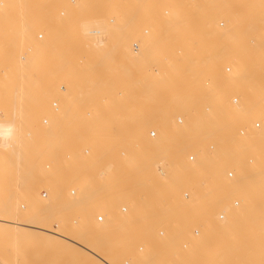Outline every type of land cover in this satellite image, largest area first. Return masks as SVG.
Listing matches in <instances>:
<instances>
[{
  "label": "rangeland",
  "instance_id": "rangeland-1",
  "mask_svg": "<svg viewBox=\"0 0 264 264\" xmlns=\"http://www.w3.org/2000/svg\"><path fill=\"white\" fill-rule=\"evenodd\" d=\"M152 1H154V4ZM172 1H175V0H170V2ZM5 2L6 4L8 3V6L6 5L8 8L7 7L5 8V5H4ZM168 2H169L168 0H157V2L155 0H144L143 6L136 8L135 13L133 16H131V18L130 17L128 18V16L127 17L125 16V13H124L125 8H121L122 10H118L116 7H114L113 3L109 2L105 6L101 19L100 18L97 19V16H99L100 11H96L95 13L96 19L94 22L93 31L91 32L93 35L92 37L89 36L91 34L90 33L86 37V40H85L84 39L85 37L82 38V35H81L82 28H81L80 18L78 15L80 14L79 9L81 7L80 0H13V2L12 0H7V1L0 0V74H2L0 75L1 76L0 79L2 81L1 82L2 85L4 84V86H6L11 81L10 79L11 76H13V78L16 79L17 77L16 74L18 73V69L16 67H18L19 64H24V63L26 64V62L29 63L30 58H32L34 55V53H32L34 52L32 51L34 50V45L35 46L38 45L37 46L38 50L42 49V48L41 49L39 48L40 46L45 47L42 49L43 51L41 50L42 52L40 51V53L38 54V58H37V62L35 63V66H34V62L32 59L31 60L33 63H31L30 61L29 64L27 63L29 66L26 64L27 70H29L28 68H30L29 71L26 70L27 74H29V77H31V79L30 78L29 79L31 80L32 83L33 82L36 83V86H35L36 90L39 89L38 91L42 93V96H41V103L39 104V107L36 110L34 109L33 111L32 110L27 111L26 115H28L30 111L32 112V115L28 116V118L26 117L25 119L26 121L22 123L23 125H21V123L18 120L16 121L17 124L19 122L20 125L23 126L24 128L28 125L30 128L29 127L25 128V132L23 128L21 133L19 132V130L22 127L20 128L18 127L19 128L18 132L11 130L12 132L14 131V134L19 133L18 134L19 135L18 138L20 137L18 139L19 144L17 143L18 140L16 141L17 135H14V134L11 135L12 133L8 132L10 129L9 128L10 126H7V124L9 122L10 123L14 122V120H12V118L9 117L10 119L8 120H11L12 122L11 121L8 122V120H6L8 118V117L6 118V115L1 116V114L4 113L3 111L4 110L6 111L8 108H9L8 111L15 110L14 108H12V106L15 107L14 104L18 102L16 100H18L19 97L16 95L17 97L15 99L13 96H8L7 100H10V101H7L6 100L7 97L2 96L3 93L0 92L1 94L0 100L2 98L6 100V101H3L2 99L1 100L2 102L0 101L1 102L0 106L1 107L3 106L2 108L0 107V125H2L0 127V135H1V138L3 137V135H5V133L6 135L9 134L8 136L10 135L13 136V138L10 136L9 142L7 141L9 137L7 136L8 137L7 138L6 135L3 137L6 140L3 138L2 140L0 139V180H2V176H6V172H9L10 177L5 178L4 184H1V185L5 189L9 188V192L11 193L10 199L13 203L18 204L19 208L23 204L25 205V207H28L27 199L23 198L25 194L21 193L22 190L18 188L19 187L18 185H16L17 182L15 184L10 185V178L15 179V178L25 177V176L27 178H30L33 176L35 178H38V180L34 178L35 181H37L36 182L37 192H34L30 195L37 194L39 195L40 199H41L40 194L45 192L47 188H50L51 184H55L56 186L54 187V189L60 188L61 192L63 189H66L67 194H68L67 196L73 197L77 194L78 189L84 186L85 182L87 181L88 178H90V176L92 177L90 178V181L104 182L103 178L99 179L98 177L99 173H102V174L104 173L100 169L101 168L99 165L100 161L98 160V158H96L97 156L95 154V151H96L95 146L97 145L96 141L98 142V140L93 132L94 128L91 127L94 124V123L91 124V121H90L92 119L91 117L93 116V118L94 117L99 118L98 120H100L101 119L100 117L105 118V115L107 116V114L110 116L111 112H114L115 109H116L115 111H117L118 108H120L121 104H122V107L125 105V103L128 104V101H130L132 98L131 102L134 103L135 109L132 107L133 104L132 106L130 105V102H129L130 107L128 106L129 108H126L127 104L124 107L126 108L125 109L126 112L128 111L127 113H130L129 115L126 114L125 116V121H127L126 124L130 120L129 117L127 116H132V115L134 117L136 116L135 117L136 119H134L133 116L131 117V120H134L132 122L137 121V117L138 118L141 117L142 120L144 121L143 117H145L146 119L147 118L146 115L150 112V110H153V108H157V104L161 101V99L166 98L164 94V95H161L162 98L159 99V97L161 96H158V94H161V93L163 94L161 89H164L163 87H165L166 85L169 86L168 80H167L168 79L167 74L173 71L172 67L178 66L177 62H172V59L175 58L173 60L175 61L184 55L191 56V54L194 52L195 53L201 52L202 55L204 52V55H206L208 51L209 53L211 51L216 52V54L211 52L212 54H215L214 55L215 57L218 55V52L220 53L222 52V54L220 53L219 54L223 58H221L218 55V64L221 66L220 68L223 73L227 71L226 72L227 75L231 74L233 72V66L235 68H238V70L239 69L245 70V68L242 67L243 65H245L247 69L248 68L250 69V72L257 73L259 71L258 72L259 75L261 72L264 74V0H201V2L196 0L195 2H190L191 4H196V5L201 3L202 8L201 7L198 8L200 11V12L198 11L199 14L188 16L187 17L188 19L187 18L186 19L188 20L189 24L192 27L204 25V27L202 26V29L207 28V30L209 31L207 34L209 36L206 34L208 37H203L205 34L202 36V33L199 32V28L201 29V27H198V32L196 33L197 35L199 34L200 36H202L204 38V41L202 38L201 40L199 39L200 41H202L200 44L198 43L199 40L197 39L196 41L197 45L193 43L194 44L193 46L196 45L195 50L191 53L188 52L187 54H185L183 51L180 53L177 52L179 50L178 47L180 46L179 45L180 43L177 42L178 39L177 40L174 39L176 40V43H173L174 41L172 42L170 39V41L172 42L171 43L170 41H167V39L165 38L166 34L164 33V30L162 32V29H163L162 25H164V23L163 24L161 23L164 20L167 21V18L169 17L168 13H170ZM11 3H13L14 5ZM150 3H152L153 6ZM100 6H101L100 0H95V9L100 8ZM150 6H152L153 8ZM19 7H22L27 11H24L22 9L23 11L21 12L20 11L21 8L17 10V8ZM70 8H73V10L75 11V13L73 14L74 24H72L69 18V13L71 10ZM8 9H10V11ZM33 9L34 10L38 9L40 12L37 15H34ZM5 10H8L9 13ZM115 11L118 14L115 13ZM162 11L167 12L166 13L167 15L165 14V12L163 13ZM17 12L18 14L19 13H22V14L18 15ZM34 16H44V17L40 21H36L35 19L34 21L32 19L34 18ZM129 23L130 24L132 23L135 25V28H134L135 30L128 27ZM19 25H23L24 28H28L27 29L28 31L24 37L27 40V42L29 40L30 41L28 44L25 41L26 42L25 44L27 45L23 47H19V45L21 44L20 34L17 33L18 31H21V27ZM202 32L204 33L203 30ZM195 36L196 35H194V37ZM198 37L196 36V38ZM205 38L207 40H206V43L204 44H207V46L203 44L204 46L202 47L204 48L202 49L200 46L202 45L203 42H205ZM162 40L164 44H166V48L168 47L169 44L176 45L174 47L169 46L170 47L169 49L170 50L172 49L171 51L174 53L173 56L175 57L171 58L172 54L171 52H169L170 50L168 48L165 49L164 51L163 50L156 51L155 48H157V46L159 47L160 45L159 42L163 44ZM82 41L85 44L82 43ZM152 43H153L152 46L154 48L152 46L151 47L155 49L156 53L152 48L149 47V45H151ZM177 44L179 46H177ZM134 45H137L138 49L134 50L133 48ZM146 46L148 48H146ZM205 46L208 47V50L206 49L207 51L205 50L206 48ZM164 47L165 46L163 45L162 48ZM199 47L201 48V51ZM145 48L146 49L150 48V50H153L155 54L151 52L152 53L150 55L151 57H148V55H146L143 51V49ZM228 49L231 53L228 51ZM201 54L198 53L199 56H202ZM244 55L246 56L245 57L246 59L250 60L249 62L244 58ZM21 56H25V58L28 61L23 62L20 59H18ZM152 56H153V59H152ZM219 57L221 59H219ZM251 57L252 58L254 57L253 61H251L252 60ZM55 58L58 59V62H60L59 64L55 62L57 61ZM50 59H53L55 61H51ZM240 59H243V60H240ZM170 60L172 63L170 62ZM49 61L52 62L51 64L55 62L56 64L59 65L58 71L55 68L56 65L54 64L53 66V69L56 70V71L54 70L56 74L51 69L52 65L48 66ZM239 61H243L242 63L244 64H242ZM228 63L234 64L230 68V71L228 70L231 65L229 66ZM30 64L33 65V67ZM62 64L64 65L62 66L63 68L61 67L62 68L61 69L60 66ZM179 65H182V64H179ZM182 66H185V65H182ZM47 68L51 69V71H48V73H47V70H48ZM52 71L54 75L49 74V73H52ZM39 72L42 74L41 77H40ZM58 72H60L61 75H59ZM5 74H7L6 78L2 79V77L4 78ZM14 74H15V77H14ZM47 74H48V77L46 78ZM263 74L261 75L262 77L264 76ZM38 77H40V79ZM90 77L92 80L90 79ZM29 79L25 80L22 78L21 80H14V84L18 90L25 89L27 85V94H29V89L32 90V88L34 87L33 86L34 83L33 84L30 83L31 85L29 84V87H28L27 82L29 81ZM35 80L37 81L35 82ZM86 80H89V82L87 83ZM90 80L93 81L92 82L93 84H95L94 82L99 80L102 86H106L105 84L114 83L112 85L113 89L111 90L112 92L114 91L115 92L112 93L108 91L109 90L108 88L107 90L104 87H100L101 89L100 92H98V88H97V92H96L95 91L96 89H94L92 85L91 86L89 85V83L91 84ZM85 81L88 84V85L85 84V87H89V86L92 87L91 90L88 89V91H91V92H88L87 89H85V87L83 88V85H84L83 82ZM14 84L12 83L10 87L14 86ZM117 84L120 86L117 87ZM38 85H40L41 88L38 87ZM114 85H116V87L118 88L117 90L114 89L115 88ZM195 87H200L202 89L203 82H198L195 85ZM82 88H83V91L84 90L86 91L83 92ZM34 89L35 88H33V90ZM103 89L104 91H102ZM147 89H151V91ZM93 91H95V94H93V98H92V95L89 96V94L94 93ZM127 91H131V92L128 93ZM155 91L158 92V94L157 93L156 94L159 99L158 102L155 103L156 106H154V102L157 101V98L153 97V99H156L155 101L152 99V94L154 95L155 93L153 92ZM81 92L87 93V94H84V96L86 97L83 96L84 98H87L86 101L82 100L83 97H82ZM109 92L111 95L113 94V97L109 95ZM120 92L122 94H120ZM231 92L229 90L228 92H226L227 94L224 96L225 100L229 103L232 101L233 97L237 98L235 95H233V92L232 93ZM45 93L46 95L44 96ZM71 93L73 96H71ZM126 93L130 94V96ZM87 95L88 97H91V98L89 99ZM123 95L126 98L123 97ZM126 95H128L129 98ZM127 98H128V101H127ZM102 99H104L105 101L103 102ZM110 100L113 102L112 105L111 103H109ZM87 101H90V102L88 103ZM116 101L118 103L121 101V103L117 105L118 103H114ZM5 102L7 105L8 103L10 105L8 106L6 105L5 107V104H3ZM10 102H12V106ZM106 102L109 103V105L111 106H109L108 104H106L107 106H104L105 105L104 103ZM53 104L56 105V109L53 107ZM81 104L83 105L85 104V106ZM159 104H158V107H160ZM231 104L233 103L231 102ZM79 105L83 107V108H80V110L77 109L78 108L77 106ZM67 106L70 109V111L66 110ZM117 106L119 107L115 108ZM202 106L203 105H197L195 109L201 112ZM103 107L109 108L107 109V111L109 110L110 112L104 111L106 109H104ZM112 107L115 109H113ZM96 108L98 112H96ZM128 109L130 110L132 109L133 113L129 111ZM99 110L104 111L103 114L104 113L105 114L103 115L101 112H99ZM120 110L121 109H119L117 113L120 112ZM145 111H148V113L146 114ZM123 112L125 111H122L120 113H123ZM180 112H181L180 108L173 107L171 111L169 112V117L171 114V119L175 121L174 120L175 118L180 117L179 115ZM120 113H118L119 116H120ZM125 113L121 114L123 115L122 116L123 119H124ZM144 113L146 115H144ZM112 114L113 116L118 115L116 114V112ZM109 116L106 118H109ZM119 116H116V117L118 119L121 118L120 120L122 121L123 120L122 117H119ZM126 117L129 120H127ZM104 118H102L101 120H105ZM141 118L140 120L138 119L140 123H141ZM250 118H249V122L251 126L252 125L251 123L255 122L257 119L254 116V114H251ZM96 122H97V119H96ZM25 123H28V125ZM5 124L8 128L5 127ZM140 125L139 127H141V129L143 130V126H140ZM148 125L146 124L144 126V131H145L144 137L148 136L144 140L145 141L147 140L146 142L151 141L152 139L151 137H149V133H150L149 131L156 129L155 130L156 137L158 136V139L155 137L153 138L152 141H154V143H160V141L162 140L163 134L161 135V131L159 130L158 126H155L157 124L151 123ZM238 130L239 129L237 127H234L233 129H231V133L237 137ZM251 130H252L251 135L258 133V130H253L252 126H251ZM39 132L42 133V136L44 134V136L42 137L43 139L45 135L49 132V135L47 134L46 136V141L48 142H46L45 139L44 140L41 139L40 143L36 142V139L38 141L41 138L40 136L41 134ZM50 132L52 133V135ZM25 133L28 134L29 136L28 135L26 136ZM32 134L38 135V136H34ZM50 135L53 138L50 137ZM230 137L233 138L231 135ZM11 139L12 140L14 139V140L11 141ZM228 139H229V135L226 139L227 141L225 140V142H223L224 144L222 143L221 145L220 144L217 145L214 151L220 152L221 149H224V150L226 149V151H229L230 148L234 145L233 142L235 143L239 140H242L240 138L238 140H236V138L235 139L233 138V141L230 140L233 144L231 145V142ZM21 140H23L24 142L22 143ZM25 140H28L29 142ZM1 141H3V143L6 141L8 143L10 142L11 143L10 145L4 143L3 146L5 147H3L1 145L3 144L1 143ZM14 141H16L17 144L14 143ZM32 141H34L35 144H32L33 143ZM41 141H45L46 143L45 142L42 143ZM152 141L150 143H152ZM228 141H229V144H228ZM206 142L209 144V140H207ZM21 143L25 145V147H23ZM205 143L201 146V148L204 149V151L209 156H211L213 153V150H209V148L205 145ZM11 144H13L14 146H12ZM28 144H30L31 146H29ZM1 146L3 148H1ZM18 146L20 150L17 148ZM27 146H29L28 150L26 148ZM14 148L18 149L16 151L17 154L15 153ZM24 148L26 149V151ZM36 148L38 149L37 152L39 151L41 152L43 151V152L41 154H39L40 152L39 153L36 152L37 155L34 157L38 156L37 157L38 159L35 158L36 159L35 160L34 157L31 156V154L34 155L35 153L34 151H36ZM39 148L40 149L42 148V150H39ZM201 148L196 147V152L197 153L202 152ZM21 149L23 153L26 152L27 154H29L28 157L23 158V156H26L27 154L25 153V155H23V153H21V155H23L22 158L24 159L22 160L21 158V161L23 162H20V160L18 159V151L19 153L22 152ZM32 149H34V151H31ZM65 149H67V151ZM13 152L15 153V156H17L16 159H14L15 156H12ZM257 153H260L262 155L263 162H258L255 158H254V161L251 163L246 161L245 158H241V160H239L240 168L243 167L246 170V179L248 180L247 184H251L250 186H247L246 188L241 190L239 189L238 184H237L236 187L230 188L227 195L217 196L219 195V192H218L217 195H215V197L212 196V198L205 199V197H202L203 200L199 198L200 200L203 201V203L200 204L201 207L197 206L199 209V212L196 214L195 217H193V215L187 214L184 217L175 221V224L167 220V217L165 218L159 217L149 222V226L151 230L150 229L141 230L139 228L140 227L139 225H135V226H132L134 227L133 230H129V231H132L133 236H130V233L128 232V230L126 231L125 229L124 232L126 235L125 234H123L122 236L120 235L121 237L116 235V237L118 236L117 238L120 240H123L122 238H124L125 240L132 239L133 240V249H132L133 252L135 254H140V253L150 254L152 257V260L155 261L153 262L154 264H248L246 262L248 258L244 257L246 253L244 252L245 246L243 245L244 237H242V235L240 234V231H241L240 229L241 226H239L241 224L240 221L237 223L236 226H233V227L230 226L229 230H225L226 228L224 229H218V228L213 229L212 228L209 230H205L203 232V235L200 237L205 241L203 243H200V242L197 243L198 247L195 246V243H194L196 238L187 235V229L197 224H200V225L207 224V226H211L210 221H214L215 213L218 210H220L219 207H221L222 205H223L222 206L223 211L226 213L227 216H229V211L240 212V210L234 211L233 209H231L229 205L230 199H232L234 195L238 196L237 194H234L238 191L240 194L239 196L241 198L248 197L247 200L245 201L247 202V204H245L244 201H242L241 210H249V209L252 210L251 214L254 213L253 215L255 216L253 220L256 219V221H259L260 218L262 217L264 219V150H261L259 152L257 151ZM190 154H192L191 151L190 152L187 151L185 156L190 155ZM247 158L249 157L247 156ZM236 160L230 158L229 160L219 162V164L217 165V167L219 166V170L222 172V177L224 176V179H226V173L228 171H231L229 166L235 165ZM228 161H229V164H228ZM187 164L190 165V163L188 162ZM159 168H161L162 172L165 171L164 167L160 166L159 164L155 165L153 169V175H154L155 181L158 178L157 179L158 182H159V177H160V174H158ZM30 172L31 174H29ZM249 174L251 177L248 176ZM6 181H8V183ZM38 181H41V182L38 183ZM12 187L14 189H12ZM184 187H182L178 191V194H177L178 200L183 204L184 202L180 199V194L183 190H185L183 189ZM71 190H75V195L73 196L70 195ZM122 193H119V195L117 196V198L120 197V199H118L117 202H119L120 200L121 201L120 203H122L123 201ZM46 194H48V192ZM3 196H4V193H3ZM47 198H49V194L47 195ZM62 198L64 197L62 196ZM199 199L194 200L193 205L194 204L199 205L198 204V202L200 201ZM125 200H127V198ZM122 207L123 205L120 207V204H117V208L115 207V210L112 212V216L114 217V219L115 218L119 219L120 217H122L123 213L122 214L119 213ZM20 209L21 211H24L23 208H20ZM253 210L258 211L260 217L257 216L258 213L256 214V212ZM58 211H61V210H58ZM134 213H137V212L132 211L129 214V216L130 215L134 216ZM56 214L57 212L55 210V215ZM57 215L64 216V213L63 212L58 213ZM95 215L97 216L100 214L96 213ZM246 215L247 214H245L244 216ZM133 216H130L129 218H125L126 223L123 221L124 225L127 224V222H129L128 226L130 227L131 226L130 224L135 221L133 219ZM247 216H250V215H247ZM245 218L248 221L250 220L247 217ZM191 220L192 222H190ZM164 221L165 223H163ZM234 221H238V220L229 219L227 223L231 224ZM51 222H52L51 228L56 229V226L54 224L55 223L54 219ZM95 222H97L96 219H95ZM166 222H167V225L170 226L171 229L169 228L167 238L164 239L163 237L158 236V229L160 228L159 227L160 223H163L166 225ZM168 223L173 224V225H169ZM250 223L251 222H249L248 224L250 225ZM213 225L215 226L214 223ZM128 226L126 225V227ZM177 228L179 229L178 233L180 236H182V239L180 240L181 244L178 242V244L175 245L173 243L174 241L172 242L173 240L172 235L175 234V232L177 231L176 230ZM241 242H243V244ZM187 243H191V245H188V247L182 251L181 248H183V246L186 245ZM75 249L76 248H73L70 250L77 253V256H80V253H78L79 250L78 249L75 250ZM130 252L131 251L127 250V254ZM70 254H72V252H70ZM204 257L208 259H205ZM257 259L259 260H256L254 262L255 264L263 263V261L259 262L260 258H257ZM129 262L132 263L131 257L128 255L123 256L122 263L129 264ZM0 264H80V263L76 257L66 254L62 252L61 250L55 251V250L49 249L42 243L26 242L24 240L18 241L13 238L0 237Z\"/></svg>",
  "mask_w": 264,
  "mask_h": 264
},
{
  "label": "bare ground",
  "instance_id": "bare-ground-1",
  "mask_svg": "<svg viewBox=\"0 0 264 264\" xmlns=\"http://www.w3.org/2000/svg\"><path fill=\"white\" fill-rule=\"evenodd\" d=\"M143 1L144 0H100V5H101L100 8L95 9V0H80L81 7L79 9L80 14H78V15H79L80 22H81L82 38L85 37L84 39L86 40V37L93 31L94 22L96 19V15H95L96 11H100L99 12L100 14H99V16H97V19H99V18L101 19L103 12H104V9H105V6L109 2L113 3L114 7H116L118 10H122L121 8H125V10L123 9L125 11L124 12L125 16L126 17L128 16V18L129 17L131 18V16H133L135 13L136 8L143 6ZM155 1L157 2V0H155ZM168 1H169L168 7L170 10V13H168L169 17L167 18V21L164 20L166 23L164 21L161 23V24L164 23V25H162L163 29L161 28L162 32L164 30V33L166 34L165 38L167 39V41H170V39H171L172 42L174 41L173 43H176V40L178 39L177 42L180 43L179 44L180 46L177 44V46H179L178 47L179 50L177 51L178 53H180L182 51L185 54H187L188 52L191 53L195 50V46L197 45V42H196L197 39L201 40V38H202L204 41L203 37L209 36L207 34L209 32L207 30V28L202 29V26L204 27V25L192 27L187 20L188 16L199 14L198 8L201 7V3L198 2L199 3L198 5L190 3V2H195L196 0H175L172 2H170V0H168ZM198 1L201 2V0H198ZM12 2H13V0H12ZM152 2L154 4V1H152ZM11 4H13V3H11ZM150 4L152 5V3H150ZM4 5L6 8L8 6V3L6 4V2H5ZM152 6H150V7H152ZM202 6H204V5H202ZM18 9H20L21 12L23 10L27 11L22 7L17 8V10ZM70 9L71 10L69 13V18H70V21L72 22V24H74L73 14L75 13V11L73 10V8H70ZM8 10L10 11V9H8ZM8 10H5V11H7L9 13ZM33 11H34V13H33L34 15H37L40 12L38 9H35V10L33 9ZM115 13H117V12L115 11ZM166 13L167 12H165V14ZM17 14H18V12H17ZM17 14H15V15H17ZM19 14H22V13H19ZM47 15H48V13H47ZM43 17L44 16H34V18H32V19L33 20L35 19L36 21H40L43 19ZM175 17H177V18H175ZM171 18H173V19H171ZM169 19H171V20H169ZM19 26L21 27V31L17 32L18 34H20V43L21 44L19 45V47H23V46L27 45L30 41L29 40L27 42V40L24 37L28 31L27 30L28 28H24L23 25H19ZM183 26H185V27H183ZM128 27L131 29H134L135 25L132 23L131 24L129 23ZM198 27H201V29L199 28V32L202 33V36L205 34L203 37L200 36L199 34L197 35L196 32H198ZM205 29L207 30V32ZM202 30L204 31V33L202 32ZM228 32H230V31H228ZM164 33H163V35H164ZM92 35L93 34L91 33L89 36L92 37ZM194 35H196L197 37L198 36H200V37L196 38V36L194 37ZM174 39H176V40H174ZM193 39L194 40L196 39V40L194 41ZM200 40L198 43L201 44L202 41H200ZM206 40L207 39L205 38V42H203L202 45L200 46L202 49L204 48L202 46H204V45L207 46V44H204V43H206ZM25 41L27 42V44H25L26 43ZM82 43H84V42L82 41ZM162 43L163 44H161V42H159L160 45H159V47L157 46V48H155L156 51H161V50L164 51L167 48L169 49L170 48L169 46H171V47L176 46L174 44L173 45L169 44L168 47L166 48V44H164L163 40H162ZM193 43L196 45L193 46L194 45ZM71 45H72V43H71ZM152 45H153V43L151 45H149V47L152 48L153 47ZM163 45L165 46L164 48H162ZM37 46L34 45V50H32V51H34V52H32V53H34V55H33V57L31 56L32 58H30V60H29V63H30V61H31V63L34 62V66H35V63L37 62L38 54L40 53V51L43 48H45V47L40 46L39 48L40 49L42 48V49L38 50ZM134 46L136 47L137 45H134ZM147 46H148V44H147ZM147 46H146V48H148ZM200 47H199V49L201 51ZM221 47H223V46H221ZM35 48H37V49H35ZM146 48L143 49L144 53L146 55H148V57H151L150 56L152 54L151 52H153V50L155 51V49H153L154 47L152 48L153 50H150V48L149 49H146ZM182 48H184V49H182ZM137 49H138V46H137ZM206 49L208 50V47H206L205 50ZM171 50L169 52H171V54H172L171 58H172L175 56H173L174 53ZM209 50H211V49H209ZM156 51H155V53H156ZM228 51H229V49H228ZM242 51H244V50H242ZM211 52L216 54V52H214V51H211ZM211 52L209 53V51H208V53L210 55L207 53L211 57H209L206 54V52H205L206 55H204V52H203V55L201 54V52H197V53L194 52V53H192L193 55L191 54V56L184 55L175 61H173L175 58L172 59V62H177L178 66L172 67L173 71L167 74L168 75L167 80H168L169 86L166 85L165 87H163L164 89H161L163 94L162 93L158 94V92H156L157 90L155 92H153L155 94L157 93L158 96L165 94L166 98L164 97L165 99H161L162 96L159 97V99H161V101H160L161 103L164 100L163 103L161 104L159 102L161 104L160 105L158 103L160 107H158V104H157V108H153L154 106H156L155 103H157L159 99H158L157 94L156 95L152 94V99H153V97L157 98V101H155L156 99H153L155 101L154 106L152 107L153 110H150L149 113H148V111H145L146 114L148 113L147 115L144 113V115H146L147 118L145 119V117H143L144 116L143 115L142 116L144 118V121H143L142 118L140 117L141 123L138 121V119L140 120V118H138V117H137V121H135L137 123L132 122V121H134V120H131V117L133 115L127 116V117H129L130 120L126 117L127 120H129L127 124H126L127 121H125L126 114L127 115L130 114V113H127L128 111L126 112L125 109L129 108L130 105L132 106V104H133L132 107L133 108L135 107L134 103L131 102L132 98L130 101H128V98L130 96V94H128V93H130L131 91H127L128 93H126L129 95V96L126 95L128 97L127 98L128 104L125 103V105L127 104L126 105L127 107L124 108L125 105L122 107V104H121L120 108H118L119 106L115 107V108H118V110L119 109L122 110L124 108L122 110V111L126 112V113L123 112V113H125L124 119L122 117L123 115H121L123 113H120L122 111L120 110V112H118V113H120V116H119V114L117 113L118 110L115 111L116 109L112 107L113 109H115L114 112H116V114H118L116 116L122 117V119H123L122 121L120 120L121 118L118 119L116 116H113L112 113H114V112H111L110 116L108 114H107V116L105 115V118L100 117L101 119L102 118L105 119V120L100 119L101 121L98 120L99 118L94 117L95 118L94 119L93 116L91 117L93 119V120L92 119L90 120L91 124L94 123L91 127L94 128L93 132H94V134L98 140V142L96 141L97 145L95 146L96 151L95 150L94 151H95V154L97 156L96 158H98V160L100 161L99 162V165L101 167L100 169L104 173V174L99 173L98 177H99V179L103 178L104 182H102V181L101 182L100 181L99 182L90 181V178H92L90 176V178H88L87 181L85 182L84 186L78 189L76 195H75V190L70 191V195H72V196L75 195L73 197L67 196L68 194H67L66 189H63L61 192L60 188L54 189V187L56 185L51 184L50 188H47V190H46L49 194V198H47L48 194H46L47 193L46 191L40 194L41 199L45 200L47 198L45 201H43L39 198V195H37V194L30 195L34 192H37V183H36L37 181H35V179L38 180V178H35L34 176L30 177V178H27L26 176L15 178V179L10 178V185L15 184L17 182L16 185H18L19 186L18 188H20L22 190L21 193L25 194L23 196V198L27 199V203H28L27 206L28 207H25V205L23 204L20 208H23L24 211H21L18 204H15L11 201V199H10L11 193L9 192V188L5 189L1 185V184H4L5 178L10 177L9 172H6V176H2V180H0V237L13 238V239L18 240V241L24 240L26 242L42 243L46 247H48L49 249H52L55 251L61 250L62 252L66 253V254H69V255L76 257L80 264H82V263L83 264H124V263H122V258H123V256H126V255L130 256L132 259V263L129 262V264H154L153 262H155V261L152 260V257L150 254H148V253H146V254L145 253L135 254L133 252V250H132L133 249V240L132 239L125 240L124 238H122L123 240H120L117 237L125 234V232H124L125 229H126V231L128 230V232L130 233V236H133L132 231H129V230H133L134 227H132V226H135V225H139L140 227L139 226L138 227L141 230H148V229H150L149 222L151 220L157 219L159 217H162V218L167 217V220H169L171 223H174V224H175V221L184 217L187 214L193 215V217H195L196 214L199 212V209L197 206L201 207L200 204L203 203L202 197H205V199L212 198V196L215 197V195H217L218 192H219V195H217V196L227 195L230 188L236 187L237 184H238L239 189H241V190H243L247 186H250L251 184H247L248 180L246 179V170L243 167L240 168V166H239L240 161L239 160H241V158H245L246 161L251 163L254 161V158H255L258 162H263L262 155L260 153H257V151L259 152L261 150H264V76L263 77L261 76L263 74L262 72H261L262 74L260 73V75H259V73H258L259 71L257 72L258 74L256 72H250V69L248 68L249 69L248 70L245 65L242 66L243 68H245V70H243V69L238 70V68H235L233 66L234 64H229L230 62L228 64H229V66L230 65L231 66L229 67L228 71H230V68L233 66V72L231 74L227 75V73H226L227 71H225L223 73L221 71V68H220L221 66L218 64V55L221 58H223L220 55V54H222V52L221 53L218 52V55L215 57H214L215 54H212ZM198 53H200L202 56H199ZM225 54H226V52H225ZM179 55H178V57H179ZM206 56H208V57H206ZM247 56H248V54H247ZM220 57H219V59H221ZM245 57L246 56L244 55V58ZM253 58L251 61H253ZM18 59H20L23 62L28 61L25 58V56H21ZM31 59L33 60V62ZM152 59H153V56H152ZM50 60L55 61L53 59H50ZM56 60L57 61H55V62H57L59 64L60 62H58V59H56ZM240 60H243V59H240ZM246 60L248 62L250 61L248 59H246ZM51 61H49L48 66L52 65V68L51 67L50 68L54 71L55 69H53V66L55 64L56 65L55 68L58 71L59 65L56 64L55 62H53V64H51L52 63ZM170 62H171V60H170ZM239 62L242 63L243 61H239ZM27 63L28 62H26V64ZM26 64L25 63L19 64L18 67H16L18 69V73L16 74V76H17L16 79H14L13 76H11V78H10L11 83L9 82L6 86H4V84L2 85V83H1L2 81L0 79V92L3 93L2 96L7 97L6 100L8 99V96H13L15 99L17 96L19 97L18 100H16L18 102H16L14 100L16 102L14 104L15 107L17 106L16 108L13 107L12 102H10L12 108L15 109L14 111L13 110H11L12 112L8 111L9 108L8 109L6 108L7 110L6 111L4 110L3 111L4 113L2 112L3 114H1V116L6 115V118L8 117L7 119L5 118L6 120H8L10 118H12V120H14V122H12L11 120H8V122L9 121L12 122V123L9 122L10 124L7 122L8 123L7 126H10L9 127L10 129L8 132L12 133L11 135L14 134V131L18 132L20 127H22L19 130V132L21 133L22 129L24 128L23 126H21V125H23L22 123L24 121H26L25 120L26 117L28 118V116L32 115L31 111H30L31 113L29 112L28 115H26L27 111L28 110L33 111L34 109L36 110L39 107V104L41 103L42 93L40 91H38L39 89L36 90V87H35L36 83L33 82L34 83L33 84L31 82V80H30L31 77H29V74H27V71H29L30 68H28L29 70H27ZM179 64H182L185 66H182ZM242 64H244V63H242ZM63 65L64 64H62L60 66V68ZM31 66L33 67V65H31ZM47 69H48L47 73H48V71H51V69H49V68H47ZM53 71H52V73H49V74L52 75ZM252 71H254V70H252ZM39 74L41 77L42 74L40 72H39ZM55 74H56V72H55ZM58 74L61 75L60 72H58ZM224 74H226V75H224ZM0 75H2V74H0ZM6 75L7 74H5L4 78L2 77V79H5ZM12 75H13V73H12ZM14 77H15V74H14ZM40 77H38V78L40 79ZM47 77H48V74H47L46 78ZM22 78L25 80L30 78L29 81L27 82L28 87H29V84L32 83L34 86L33 88H35L34 90H33V88H32V90L29 89V94H27V85H26L25 89L18 90L14 84V80H21ZM38 78H37V80H38ZM90 79H91V77H90ZM37 80H35V82ZM86 81H87V83L89 82V80H86ZM86 81L83 82V84H84L83 88L85 87V84L88 85L86 83ZM92 82L93 81H91V84L89 83V85L90 86L92 85V87L94 89H96L95 90L96 92H97V88H98V92H100V90H101L100 87H104L106 89L108 88L109 90L108 89L107 90L112 92L111 89H113L112 85L114 83H109V84H105L106 86H102L99 80L96 81L97 84H96V82H94L95 84H93ZM198 82H203V88L202 89L200 87H195V85ZM12 83L14 84V86L10 87V85ZM40 85H38V87H40ZM90 86L85 87V89H87V91H88V89L91 90L92 87H90ZM114 86H115L114 89L117 90L118 89L117 87H119L120 85L117 84V87H116V85H114ZM83 88H82V91H83ZM42 89H44V88H42ZM147 90L151 91V89H147ZM229 90H230V92L232 91L233 95H235L237 97V103L235 105L231 104V102L233 103V99L235 97H233V99L230 103L227 102L224 98V96L227 94L226 92H228ZM85 91L86 90H84L83 92H85ZM95 91H93L94 93H92V94L88 93L89 96L92 95V98H93V94H95ZM102 91H104V89ZM132 91H133V89H132ZM88 92H91V91H88ZM110 92H109V95L111 97H113V94L111 95ZM114 92H112V93H114ZM116 92H118V91H116ZM81 94L83 97L84 94H87V93L81 92ZM120 94H122V93L120 92ZM124 94H125V92H124ZM132 94H133V92H132ZM45 95H46V93L44 94V96ZM71 96H73L72 93H71ZM155 96H157V97H155ZM0 97H1V94H0ZM84 97H86V96H84ZM84 97L82 100L86 101L87 98H84ZM87 97H88V95H87ZM123 97H125V96L123 95ZM88 98L90 99L91 97H88ZM9 99H10V97H9ZM238 99H239V101H238ZM6 100L3 99V101H6ZM102 100H103V102L105 101L104 99H102ZM125 100H124V102H125ZM7 101H10V100H7ZM87 102L89 103L90 101H87ZM107 102L104 103L105 104L104 106H107L106 104L109 105V103H111V105L113 104V102L111 100L109 103H107ZM129 102H130V105H129ZM114 103H118V102L116 101ZM120 103H121V101L117 105H119ZM3 104H5V107H6V105H7L6 102ZM74 104H76V103H74ZM85 104L84 105L81 104V105L85 106ZM8 105H10V104L8 103ZM81 105H79L80 107L77 106L78 110H80V108H83V107H81ZM111 105H109V106H111ZM197 105H203L201 112L197 111L195 109V107ZM74 106H76V105H74ZM173 107H175V108L178 107V108H180V111H181L179 114L180 117H177L175 119L173 118L175 121H173L171 119V114L169 117V112L171 111V109ZM65 108H63V109H65ZM67 108H68V106H67ZM67 108H66V110L70 111V109L69 108L67 109ZM103 108L106 109L104 111H107V109H109V108H105V107H103ZM102 110L101 111L99 110V112H101L103 114L104 111H102ZM128 110L131 112L133 111L132 109L131 110L128 109ZM47 111H48V109H47ZM71 111H72V109H71ZM136 111H137V109H136ZM8 112L9 113L11 112V113L9 114ZM96 112H98L97 108H96ZM107 112H110V111L108 110ZM87 114H88V112H87ZM111 114H112V116H111ZM251 114H254L256 119L261 122V128L258 130V133L254 134V135H251V132H252L251 126H252V129L255 130L253 128V123H251L252 125L250 126V122H249V118H250ZM108 116H109V118H106ZM135 117H134V119H136ZM96 119H97V122H96ZM17 120L21 123V125L19 122H18L19 125L16 123ZM87 120H89V119H87ZM90 121H89V123H90ZM98 121H99V123H98ZM4 122H6V121H4ZM151 123H156L157 125H155V126H158L159 130L161 131V135L163 134V137L161 136L162 140L160 141V143H154V141H152L153 138L156 137V131H155L156 129L149 131L150 132L149 137H151V135H150L151 133L154 134V137H151L152 143H150L151 141L146 142L147 140L146 141L144 140L145 138L148 137V136L144 137V135H145L144 126L146 124L148 125ZM25 124L28 125V123H25ZM86 125H88V124H86ZM139 125L143 126V130L141 129V127H139ZM1 126L2 125H0V127ZM7 126L5 124L6 128H8ZM28 127H29V125L26 126L25 128H28ZM234 127H237L239 129L237 132V137L231 133V129H233ZM25 128H24V132H25ZM11 130H14V131L12 132ZM160 131H159V133H160ZM240 131L245 132L244 138L239 137ZM2 132H4V131H2ZM52 133H53V131H52ZM52 133H51V135H52ZM18 134L17 133L14 134V135H17L16 141L20 138V137L18 138V136H19ZM40 134H41L40 135L41 138L38 141L36 139V142L40 143L41 139L42 140L45 139V141H46V136H47V134L49 135V132L47 134L45 133L46 135H45L44 139L42 138L44 136V134H43V136H42V133H40ZM5 135H6V133H5ZM5 135H3V137ZM8 135H6V137ZM25 135L27 136L28 134L25 133ZM32 135H34V134H32ZM51 135H50V137H52ZM228 135H229V139H228L229 141L230 140L233 141V138L234 139L236 138V140H238L240 138L242 140H239L235 143L233 142L234 145L230 141L231 145H233V146L232 147L230 146L231 148L229 151H226V149L225 150L219 149L220 152H215L214 150L217 147V145H219V144L221 145L223 142H225ZM230 135L233 138H231ZM10 136H8L9 137V139H7L8 142L10 141ZM34 136H38V135H34ZM11 137L13 138V136H11ZM55 137H56V135H55ZM2 138L0 135L1 140H2ZM96 138H95V140H96ZM156 138L158 139V136ZM3 139H5V138H3ZM157 139H156V141H157ZM5 140H3V141H5ZM13 140L11 139V141H13ZM28 140H29V138H28ZM28 140H25V141H28ZM207 140H209V144L206 142ZM3 141H1V143H3ZM16 141H14V143H16ZM45 141H41V142L43 143ZM57 141H58V139H57ZM215 141H217V142H215ZM229 141H228V144H229ZM6 142H4V143L9 144V145L11 143V142L6 143ZM18 142H19V140L17 141V143ZM21 142L23 143L24 141L21 140ZM32 142H31L32 144H35L34 141H32ZM46 142H48V141H46ZM53 142H54V140H53ZM4 143L1 145L3 146ZM22 143H21V145H23ZM39 143H37V144H39ZM42 143H41V145H42ZM204 143L209 148V150H213L214 154L212 153V155H214V156H212V155L209 156L204 151V149L201 148V146ZM13 144H11V145L14 146L15 144L14 145ZM28 145L31 146L30 144H28ZM44 145H46V144H44ZM2 146H1V148L5 147V146H3V147ZM29 146L26 147L27 150H28ZM23 147H25V145H23ZM196 147H200L202 149V152L197 153ZM11 148H13V147H11ZM17 148L19 149V146ZM17 148L16 149L14 148L16 154H17L16 151L18 150ZM42 148H43V146H42ZM42 148L41 149L39 148V150H42ZM65 148H67V147H65ZM34 149H32L31 151H34ZM45 149H43V150H45ZM65 150L67 151V149H65ZM21 151H22V149H21ZM25 151H26V149H25ZM31 151H29V152H31ZM37 151H38V149L36 148V151H34L35 153L33 152L34 155L31 154V156L34 157L37 155V153L40 152L39 154H41L43 152V151L42 152L41 151L37 152ZM187 151H189V152L191 151L192 154L185 156ZM223 151H225V152H223ZM15 153L13 152L12 156H15ZM21 153H23V151L20 153L18 151V159L20 160V162H23V161H21V158L23 155H25L26 152L23 153V155H21ZM191 155L194 156L193 161H190L188 159L189 156H191ZM28 156H29V154H27L26 156H23V158L28 157ZM247 156L249 158H247ZM16 157L17 156H15L14 159H16ZM37 157H34V159ZM186 157H187V159H186ZM23 158H22V160H24ZM230 158L235 159V160L237 159L235 165L229 166L233 176H235L233 180L224 179V176L222 177V172L219 170V166L217 167L219 162L229 160ZM10 162H12V161H10ZM13 162H14V160H13ZM187 162L190 163V165L187 164ZM230 163H231V161H230ZM157 164H159L160 166L165 168L164 169L165 171L159 177V182L157 181L158 178L155 181L154 175H153V169H154L155 165H157ZM228 164H229V161H228ZM223 172H225V171H223ZM29 174H31V172ZM103 175L105 178L103 177ZM248 176L251 177L250 174ZM6 182L8 183V181H6ZM40 182L41 181H38V183H40ZM182 187H184L183 189H185L183 191H186L191 195L190 199L186 201L183 198H181V194L183 191L181 192L180 199L184 202L185 205L178 200V196H177L178 191ZM12 189H14V188L12 187ZM3 193H4V196H3ZM119 193H122V196H123L122 203H120L121 202L120 200H119V202H117V200L120 199V197L117 198ZM43 194L45 195V197H43ZM234 194H237L238 196H235ZM234 194H233L234 197L239 198L241 200V202L244 201V203L247 204V202H245V201L247 200L248 197L241 198L239 196L240 195L239 191L234 193ZM233 195H231V196H233ZM62 196L65 199L62 198ZM126 198H127V200L129 199L128 202H127V200H125ZM199 198L202 200H200ZM197 199L200 200L198 202L199 205H196V204L193 205L194 200H197ZM173 200H175V201H173ZM117 204H120V207L122 205H123V207H126L127 212H126V214L125 213L122 214L121 209H120L119 213L122 214V217H120L119 219H116V218L114 219V217L112 216V212L115 210V207L117 208ZM222 206L219 207V209L222 212H224ZM241 207H242V203H241ZM231 209H233V208L231 207ZM55 210H56L57 214L63 212L64 216L57 215V214H56L57 215L56 216ZM58 210H61V211H58ZM233 210L237 211V209H233ZM132 211L137 212V213H134V216L130 215V216H133V219L135 221L132 222L130 224L131 226L129 227L128 226L129 222H127V224H125V225H124V222L126 220L125 218L130 217L129 214ZM251 211L252 210H250V209L249 210H240V212L229 211V216H227L226 213L224 212V214L226 215L225 223L218 225V224H215L214 221H210V225L212 227L207 226V224H204V226L207 227V228L205 227V230L206 229L209 230L212 228L213 229H216V228L224 229V228H226L225 230H229L230 226H232V227L236 226L237 223L240 221V223H241L239 225V226H241L240 234L242 235V237H244V241H243L244 244H243V242H241V243L245 246L244 252L248 256V257L246 255L244 256L245 258H248V260L246 262L248 264H255L254 262L256 260H259L257 258H260L259 262L263 261V263H261V264H264V219L262 217V218H260L259 221H256V219L253 220V218L255 216L253 215L254 214L253 212H252L253 214H251ZM253 211H255V210H253ZM255 212H256V214L258 213L257 216L260 217L259 212L258 211H255ZM96 213L100 214V215L96 216L95 215ZM138 214H140V215H138ZM245 214L250 215V216H247V215L244 216ZM136 215H138V216H136ZM98 217H101L100 222L98 221ZM245 217H247L250 220L248 221ZM52 218L55 221L54 224L56 226V229L51 228L52 227L51 221L53 220ZM95 219L97 222H95ZM229 219L230 220H238V221H234L233 223L228 224L227 221ZM190 222H192V220ZM249 222H251L250 225L248 224ZM115 223H117V224H115ZM163 223H165V221ZM163 223H160V225H159L160 228L158 229V236L166 239L170 226L167 225V222H166V225ZM213 223L215 224V226L213 225ZM168 224L173 225L170 223H168ZM126 225L128 227H126ZM138 227H136V228H138ZM176 230H175L176 231L175 234L172 235V239H173L172 242L174 241L173 243L175 245L178 244V242L180 243V240L182 239V236H180L178 233L179 229L177 228ZM160 232H163V235H160V234H162ZM217 233H218V231H217ZM116 235H118V236L116 237ZM187 235L190 236L188 229H187ZM204 238H205V236H204ZM202 240H200L199 242L203 243L205 241V240H203V241ZM195 246H197V245H195ZM73 248H76L79 250L78 253H80V256H77V253L70 250ZM194 249H195V247H194ZM127 250H129L131 252L127 254ZM141 251H142V249H141ZM70 252H72V254H70ZM124 253H125V255H124ZM235 258H236V256H235ZM205 259H208V258H205Z\"/></svg>",
  "mask_w": 264,
  "mask_h": 264
},
{
  "label": "built area",
  "instance_id": "built-area-1",
  "mask_svg": "<svg viewBox=\"0 0 264 264\" xmlns=\"http://www.w3.org/2000/svg\"><path fill=\"white\" fill-rule=\"evenodd\" d=\"M137 49V46L135 47L134 46V50ZM237 103V98H234L233 99V104L235 105ZM53 107L56 109V105L54 104ZM180 122V121H179ZM253 128L255 130H259L261 128V123L259 121H255L253 122ZM151 137H154V134L151 133L150 134ZM239 137L240 138H244L245 137V132L244 131H240L239 132ZM190 161H193L194 159V156L191 155L189 156L188 158ZM158 173L160 175H162V170L159 168L158 169ZM235 176H233L232 172L231 171H228L226 173V179L227 180H233ZM43 197H45V195L43 194ZM191 197V195L186 192V191H183L182 194H181V198H183L184 200H189ZM241 200L239 198H236V197H233L232 199H230V202H229V205L233 208V209H237V210H241L242 207H241ZM241 207V208H240ZM127 212V208L126 207H122L121 208V213H126ZM98 221L100 222L101 221V217H98ZM226 221V215L224 214V212H222L221 210H218L214 216V223L215 224H223L225 223ZM189 230V235L196 238V240L194 241L195 245H197V243H199L200 240H202V238H200L202 235H203V232L205 231V226L204 225H200V224H197V225H194V226H191L188 228ZM207 230V229H206ZM162 234L160 235H163V232H160ZM188 245H191V243H187L186 245L183 246V248H181V250H185Z\"/></svg>",
  "mask_w": 264,
  "mask_h": 264
}]
</instances>
